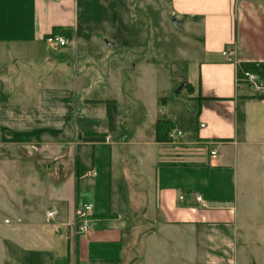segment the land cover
<instances>
[{"label": "crops", "instance_id": "1", "mask_svg": "<svg viewBox=\"0 0 264 264\" xmlns=\"http://www.w3.org/2000/svg\"><path fill=\"white\" fill-rule=\"evenodd\" d=\"M80 4L0 0V164L41 163L44 203L17 213L26 218L11 233L23 237L8 238L6 264H264V0H170L203 57L197 142L175 113L164 119L181 134L169 142L156 140L159 116L126 129L104 108L93 122L97 107L118 101L93 95V63L107 51L89 49L95 0H83V21ZM54 28L72 31L66 47L45 42ZM256 64L258 79L239 81ZM209 73L225 81L209 86ZM76 104L82 125H71ZM80 202L92 204L91 230L73 237Z\"/></svg>", "mask_w": 264, "mask_h": 264}, {"label": "rangeland", "instance_id": "2", "mask_svg": "<svg viewBox=\"0 0 264 264\" xmlns=\"http://www.w3.org/2000/svg\"><path fill=\"white\" fill-rule=\"evenodd\" d=\"M80 3L83 21L87 13L82 5L83 0ZM90 6L86 30L93 41L89 42V49L102 48L107 51V55L96 56L93 63L96 78H101L95 82L93 95L96 98L112 95L118 101L115 106L97 107L93 122H101L98 109L104 108L108 109V114L111 111L123 114L125 118L121 126L126 129L141 120L150 126L155 117L164 119L175 113L180 119L183 137L199 141L200 126L196 114L200 111V99L196 97L199 96L202 79L199 62L203 57L201 50L193 44V37L183 26H173L170 0H95L94 8L92 4ZM108 72L113 77L110 85ZM204 81L212 86L225 81V78L217 73H209ZM189 84L196 88L192 92L194 96H191ZM87 116L83 113V106L76 104L71 125L77 122L82 125V118ZM196 145L204 147L200 143ZM0 167L3 173H0V264H6L10 256L8 238L22 240L23 237L21 233H11V226L18 221L17 213L29 206L38 210L44 203L39 198L42 193L39 182L41 163H29L25 171L20 168L7 169L2 164ZM223 187V195H229V182L223 181ZM17 194L24 196L25 200L20 202L14 199ZM142 220L145 221V218ZM28 234L33 238L37 236L34 232Z\"/></svg>", "mask_w": 264, "mask_h": 264}, {"label": "built area", "instance_id": "3", "mask_svg": "<svg viewBox=\"0 0 264 264\" xmlns=\"http://www.w3.org/2000/svg\"><path fill=\"white\" fill-rule=\"evenodd\" d=\"M45 42L48 43L50 46L54 48H62L66 47L70 40L67 36L61 33L51 32L44 38ZM230 52V51H229ZM227 53V52H224ZM231 53V52H230ZM256 69L260 68L259 64L254 66ZM258 79L257 72H253L250 69L242 68L240 72L239 81L243 82H255ZM175 133L181 134L180 131H176L175 129L172 130L170 137L173 139ZM210 155L212 158L217 157V150L215 148L211 149ZM93 172H91L92 174ZM199 202H202V197H197ZM91 211H92V204L88 202H80L77 204L75 211H74V223H73V237H80L87 235L91 230ZM57 209L52 207L47 210V217L48 219H53L57 215Z\"/></svg>", "mask_w": 264, "mask_h": 264}, {"label": "trees", "instance_id": "4", "mask_svg": "<svg viewBox=\"0 0 264 264\" xmlns=\"http://www.w3.org/2000/svg\"><path fill=\"white\" fill-rule=\"evenodd\" d=\"M53 32L55 33H61L65 36H67L68 38L72 37V31L71 30H64V29H60V28H54ZM243 68L245 69H250L253 72H260L261 70H256L255 67H248V66H244ZM261 73H264L263 70L261 71ZM189 89L190 92L192 93L194 90L193 86L191 84H189ZM198 99L201 98V96L196 97ZM200 104V101H199ZM175 129V123L170 121V120H166V119H159L156 122V140L158 142H169L172 141V138L170 137V134L172 132V130Z\"/></svg>", "mask_w": 264, "mask_h": 264}, {"label": "water", "instance_id": "5", "mask_svg": "<svg viewBox=\"0 0 264 264\" xmlns=\"http://www.w3.org/2000/svg\"><path fill=\"white\" fill-rule=\"evenodd\" d=\"M172 24H173V26L175 28H181V21L178 18H173L172 19Z\"/></svg>", "mask_w": 264, "mask_h": 264}]
</instances>
